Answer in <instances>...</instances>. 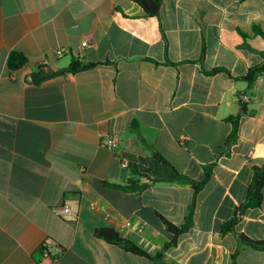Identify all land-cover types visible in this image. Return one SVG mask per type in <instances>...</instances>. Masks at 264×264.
Returning a JSON list of instances; mask_svg holds the SVG:
<instances>
[{
	"label": "crops",
	"instance_id": "crops-1",
	"mask_svg": "<svg viewBox=\"0 0 264 264\" xmlns=\"http://www.w3.org/2000/svg\"><path fill=\"white\" fill-rule=\"evenodd\" d=\"M254 26L264 33V0H162L157 17L131 0H0V264H152L95 237L99 228L162 253L163 264H231L237 243L220 227L244 201L250 166L264 161V81L202 70L236 77L261 63ZM87 37L94 44L81 49ZM58 47L67 49L60 58ZM11 51L27 58L15 71ZM71 59L97 65L33 82ZM240 104L237 141L224 155L225 118ZM103 135L118 146L102 147ZM142 141L196 182L213 164L192 227L166 250L172 236L158 214L180 226L192 186ZM131 169L146 188L107 186L126 184ZM261 194V208L235 226L253 240H264V186ZM65 201L75 219L54 213ZM236 264H264V252L242 247Z\"/></svg>",
	"mask_w": 264,
	"mask_h": 264
},
{
	"label": "trees",
	"instance_id": "trees-1",
	"mask_svg": "<svg viewBox=\"0 0 264 264\" xmlns=\"http://www.w3.org/2000/svg\"><path fill=\"white\" fill-rule=\"evenodd\" d=\"M135 2L144 12V14L148 17H157L159 14V8L161 5L162 0H131ZM254 34L259 35L264 40V33L258 28L257 26L253 27ZM262 62L250 67L247 70V73L243 76H236L232 77L229 73V71L223 67H214L208 71L202 70L204 74L206 75H214L218 73H224L229 78L235 80V81H244L247 84L252 83L255 78L264 72V52L260 53ZM204 56V46L201 49V54L199 57L198 62H202ZM27 62V58L24 54L18 51H11L7 57L6 65L7 68L10 71H15L22 66H24ZM156 63V62H155ZM168 64H171L170 62H167ZM97 64L95 63H82L79 62L77 59H71L69 65L66 68H62L57 70L56 72L51 73H42L38 71L35 74H32L31 77L33 79V82L36 84H39L43 82L44 80L53 78L55 76L59 75H65L70 74L73 75L77 72L89 70L93 67H95ZM240 110L235 115H229L225 118V121L229 122L231 125V130L227 137L224 140V146H225V152L224 155L229 154V150L231 146L237 141V134H238V124L239 119L244 113L243 106L240 104ZM131 130L136 131L138 126L136 122H132L130 125ZM145 148H147L150 152L151 158L157 160L158 162L164 164L167 166L170 171L172 172L174 176V180H184L189 183H191L192 186V197H191V203L188 207V213L184 219V222L180 226H176L166 220L164 217L158 214V217L162 221V223L165 225L167 231L169 234H171L172 238L168 243H165L163 245V250L168 249L169 247H174L177 242V238L188 232L190 228L193 225V212H194V205H195V198L197 193L202 189L204 184L207 182V180L210 177L211 168L212 165H207L204 167V177L201 181L196 182L191 179H189L187 176L179 174L175 168L152 146L147 145L142 141ZM252 170V177L251 181L247 187L246 194L244 201L236 207L234 214L231 218H229L227 221L223 222L220 227V233L222 235H225L227 233H232L235 237L237 246L235 251L230 255L231 258V264H236V257L239 252V250L242 247L252 249L254 251L264 252V240H253L244 235L243 233H238L235 231L236 224L241 220V217L244 215L247 209H254V208H261L263 197L261 194V190L264 186V161L260 166L257 165H251L250 166ZM145 176L140 173H138L135 169L130 170V176L127 180V183L124 185H116V184H107V186L111 189L122 191V192H137L140 190H143L148 185L138 184L137 177ZM151 182H156L155 180H151ZM95 237L104 240L105 242L115 245L121 249H123L126 252H129L131 254L144 257L152 262V264H163L161 263V256L162 253H156L155 255H150L140 247H138L134 242H132L129 239H125L121 237L115 230L111 228H99L95 230L94 232Z\"/></svg>",
	"mask_w": 264,
	"mask_h": 264
},
{
	"label": "built area",
	"instance_id": "built-area-1",
	"mask_svg": "<svg viewBox=\"0 0 264 264\" xmlns=\"http://www.w3.org/2000/svg\"><path fill=\"white\" fill-rule=\"evenodd\" d=\"M93 44H94L93 38L87 37L81 41L80 48L81 49H89L93 46ZM66 52H67V49L65 47H58L54 50V56L56 58H60ZM257 77L260 80L264 81V72L259 74ZM179 140L180 141L183 140V137H180ZM99 144L104 148L112 150L118 146V140L113 135H103L100 138ZM121 165L126 166L124 162ZM78 185H79V187H81L82 181H80ZM53 211L56 215H58L62 218H74L75 219L77 217V213L69 207L68 202H66V201L63 202L61 205L54 207Z\"/></svg>",
	"mask_w": 264,
	"mask_h": 264
}]
</instances>
